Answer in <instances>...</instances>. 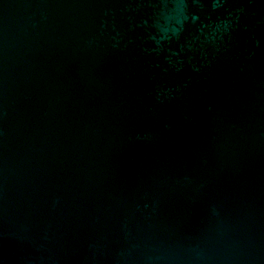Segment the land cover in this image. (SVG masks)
I'll return each instance as SVG.
<instances>
[{
	"label": "water",
	"instance_id": "obj_1",
	"mask_svg": "<svg viewBox=\"0 0 264 264\" xmlns=\"http://www.w3.org/2000/svg\"><path fill=\"white\" fill-rule=\"evenodd\" d=\"M0 264H264V0H0Z\"/></svg>",
	"mask_w": 264,
	"mask_h": 264
}]
</instances>
